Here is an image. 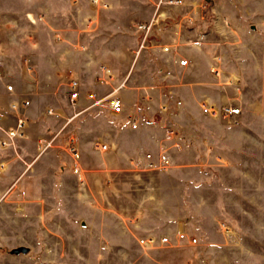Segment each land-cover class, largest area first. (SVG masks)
<instances>
[{
  "label": "crops",
  "instance_id": "0c3cea01",
  "mask_svg": "<svg viewBox=\"0 0 264 264\" xmlns=\"http://www.w3.org/2000/svg\"><path fill=\"white\" fill-rule=\"evenodd\" d=\"M22 1L34 9L0 13V105L13 98L5 81L18 99H31L28 136L0 148V245L27 254L23 243L39 234L58 240L68 229L90 256L138 242L145 251L160 248L161 264H217L211 258L227 245L221 224L233 226L225 213L229 196L242 191L236 179L258 177L253 163L264 160V93L250 97L239 71L222 74L223 56L199 27L164 36L169 51L136 53L133 22L154 15L144 11L149 0H104L109 6L101 9L91 0ZM82 10L96 19L123 17L96 32L62 27L61 42L51 30L17 28L30 14L63 18ZM91 93L120 97L124 110L114 114ZM206 101L241 112L215 117L204 112ZM156 113L165 121L146 117ZM67 131L78 136V157L59 147L40 150L42 138ZM21 246L29 251L15 252Z\"/></svg>",
  "mask_w": 264,
  "mask_h": 264
},
{
  "label": "rangeland",
  "instance_id": "374dc122",
  "mask_svg": "<svg viewBox=\"0 0 264 264\" xmlns=\"http://www.w3.org/2000/svg\"><path fill=\"white\" fill-rule=\"evenodd\" d=\"M168 1L149 0L150 7L147 6L144 11L149 13L153 9L154 15L150 19H134V26L140 21L156 19L148 34L137 29L139 41L136 53L146 51L155 54L167 44L165 37L174 33V29L199 27L208 31L207 43L218 49V53L223 56L222 74L230 75L231 72L239 71L246 77L242 80L245 79L250 85L248 88L250 97L255 98L253 94L264 93L261 89L264 87V0H185L181 6ZM28 3L22 0H5L0 3V13L15 14L19 10H33L34 5L29 7ZM155 5L156 7H153ZM93 7L98 8L95 5ZM101 8L103 7L100 6ZM85 10L63 18H41L40 15H34L33 20L31 18L34 16L30 14V19L27 17L26 20L20 19L17 28L21 30L25 26L35 31L44 30L45 33L51 30L54 40L61 42L64 40V35H59V29L62 27L96 32L102 24H110L109 22L119 20L116 17H123V14L119 16L108 14L102 18L99 15L96 19L93 15L87 16ZM187 15L193 17L192 22L187 19ZM254 24L257 28L252 31ZM243 29L245 32L240 33L239 30ZM145 35H147L145 46L141 47ZM33 40H36V37H33ZM215 71L216 75L219 74L218 69ZM224 79L228 80L226 77ZM171 115L173 113L167 116ZM146 117L149 120L165 121L159 113ZM178 117L181 121L182 115ZM69 133L63 132L61 139L58 136L47 149L59 147L67 152L66 140ZM58 140L61 142L60 145L57 144ZM262 158L264 159V154ZM253 167L255 173L259 171L258 177L254 174L248 178L238 177L236 182L242 191L239 196L233 193L231 196L234 199L229 196L231 200L228 201L230 204H227L225 213L233 221V226L225 222L221 224L227 245L223 250L217 251L213 259L211 258L217 264H264V160L253 163ZM73 239L68 229L62 231L58 240L39 234L34 241L23 243L29 245L31 251L18 256L10 253L11 247L7 244L0 245V264H161L157 254L160 248L152 249L155 250L153 252L149 249L145 251L138 242L125 246V249L118 244L110 243L112 245L110 256H99V248L94 252L95 256H90L86 243H77ZM15 243L18 242L10 241V244ZM206 260L210 263L208 258Z\"/></svg>",
  "mask_w": 264,
  "mask_h": 264
},
{
  "label": "built area",
  "instance_id": "2783aa9c",
  "mask_svg": "<svg viewBox=\"0 0 264 264\" xmlns=\"http://www.w3.org/2000/svg\"><path fill=\"white\" fill-rule=\"evenodd\" d=\"M162 1V0H161ZM92 4L95 6L108 7L109 3L104 0H91ZM168 2L178 4L182 3L183 0H169ZM156 19L152 18L149 21H140L135 24L136 28L144 31L148 34L151 28L154 25V21ZM147 35L144 36L141 47L145 46V40ZM163 51H169V45H163ZM183 64L187 63V60L181 61ZM106 72L110 74V70L106 69ZM5 75L3 74L0 68V79L5 80ZM6 90L8 94L13 97L10 100L7 107H3L0 105V148H7L16 143L18 139H22L28 136V127L29 121L27 117V109L31 105V99L23 98L22 100L18 99V91L12 82L5 81ZM123 84V83H122ZM80 96V90L78 87L77 81H73L71 83V94L70 99L73 105L78 103V99ZM91 97L95 98V102L101 105H105L111 109L114 114H120L124 110V104L120 97L115 95H109L106 97H96L94 93L90 94ZM202 108L204 112L215 116V117H231L235 114H239L241 112V107L233 106V105H217L212 102H203ZM50 112V111H49ZM134 127H137L138 123L136 121L132 122ZM58 137V133L53 135L51 138H42L40 140V150H45L48 147L52 146L54 140ZM66 147L70 153H72L75 157H78L79 149H78V136L75 132H70L68 138L66 140ZM100 148L107 149V144H102ZM181 238L185 237L184 233L180 234ZM151 240H154L153 238ZM144 241V240H143ZM163 242H169V237H163ZM192 241H197V238H193Z\"/></svg>",
  "mask_w": 264,
  "mask_h": 264
},
{
  "label": "water",
  "instance_id": "95a60500",
  "mask_svg": "<svg viewBox=\"0 0 264 264\" xmlns=\"http://www.w3.org/2000/svg\"><path fill=\"white\" fill-rule=\"evenodd\" d=\"M29 251V248L27 246H21L15 250V252H24L27 253Z\"/></svg>",
  "mask_w": 264,
  "mask_h": 264
}]
</instances>
